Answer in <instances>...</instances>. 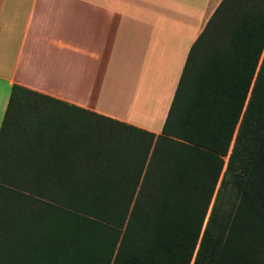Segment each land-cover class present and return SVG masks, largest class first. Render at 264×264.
I'll return each mask as SVG.
<instances>
[{
	"label": "trees",
	"instance_id": "trees-1",
	"mask_svg": "<svg viewBox=\"0 0 264 264\" xmlns=\"http://www.w3.org/2000/svg\"><path fill=\"white\" fill-rule=\"evenodd\" d=\"M0 264H264V0H221L160 133L20 84Z\"/></svg>",
	"mask_w": 264,
	"mask_h": 264
},
{
	"label": "crops",
	"instance_id": "crops-1",
	"mask_svg": "<svg viewBox=\"0 0 264 264\" xmlns=\"http://www.w3.org/2000/svg\"><path fill=\"white\" fill-rule=\"evenodd\" d=\"M220 1L0 0V125L20 84L160 133L189 49ZM107 96L112 106L102 108Z\"/></svg>",
	"mask_w": 264,
	"mask_h": 264
},
{
	"label": "rangeland",
	"instance_id": "rangeland-1",
	"mask_svg": "<svg viewBox=\"0 0 264 264\" xmlns=\"http://www.w3.org/2000/svg\"><path fill=\"white\" fill-rule=\"evenodd\" d=\"M115 89L117 90V86L115 87ZM95 99V97H93V99L92 100H94ZM110 98H109V96H107L106 98H104V100L103 99H101L100 98V100H99V105L103 108V107H106V106H112V104H111V102H110ZM134 102V100L130 103V100H129V103L130 104H132ZM106 105V106H105ZM113 111V110H112ZM113 112H115V113H117V114H119V115H122V114H120V113H118V112H116V111H113ZM122 116H126V115H122Z\"/></svg>",
	"mask_w": 264,
	"mask_h": 264
}]
</instances>
